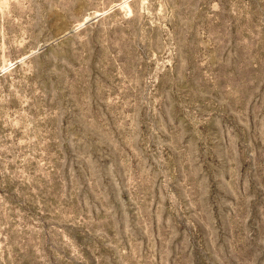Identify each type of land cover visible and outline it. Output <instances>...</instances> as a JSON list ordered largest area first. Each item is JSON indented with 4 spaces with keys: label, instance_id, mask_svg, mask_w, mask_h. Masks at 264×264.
<instances>
[{
    "label": "rangeland",
    "instance_id": "obj_1",
    "mask_svg": "<svg viewBox=\"0 0 264 264\" xmlns=\"http://www.w3.org/2000/svg\"><path fill=\"white\" fill-rule=\"evenodd\" d=\"M0 264H264V0H0Z\"/></svg>",
    "mask_w": 264,
    "mask_h": 264
}]
</instances>
